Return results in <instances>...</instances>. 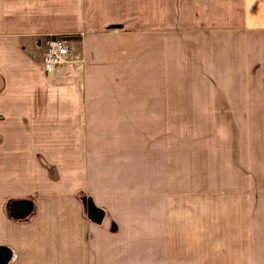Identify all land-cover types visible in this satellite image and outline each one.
Segmentation results:
<instances>
[{
  "label": "crops",
  "instance_id": "1",
  "mask_svg": "<svg viewBox=\"0 0 264 264\" xmlns=\"http://www.w3.org/2000/svg\"><path fill=\"white\" fill-rule=\"evenodd\" d=\"M0 262L264 264V0H0Z\"/></svg>",
  "mask_w": 264,
  "mask_h": 264
},
{
  "label": "built area",
  "instance_id": "2",
  "mask_svg": "<svg viewBox=\"0 0 264 264\" xmlns=\"http://www.w3.org/2000/svg\"><path fill=\"white\" fill-rule=\"evenodd\" d=\"M42 64L47 76L54 74L55 68L60 65L77 64V71L82 69V59L75 50V44L70 38L64 36L49 37L44 40Z\"/></svg>",
  "mask_w": 264,
  "mask_h": 264
},
{
  "label": "rangeland",
  "instance_id": "3",
  "mask_svg": "<svg viewBox=\"0 0 264 264\" xmlns=\"http://www.w3.org/2000/svg\"><path fill=\"white\" fill-rule=\"evenodd\" d=\"M116 27H118V26L114 25L113 29H115ZM55 36H64V37L70 38L71 40H74V42H76V41L79 42V39H78L79 35H71V34L44 35L41 38V41L43 43V58H44V40H46L49 37H55ZM75 50L77 53L78 52L80 53V54L79 53L78 54L82 58V54H81L82 49H81L80 43L75 44ZM43 58H42V61H43ZM67 65L70 67L71 70L77 71V64H75V65L67 64ZM42 67H43V64H42ZM228 110H229V108H227V111ZM228 112L225 111L223 114L224 118L228 119V121H223L220 123H217V122L212 123L211 122V123H203V124L202 123L196 124V123H192L189 121L186 124L187 130L189 132H194L193 134H197V135H201V133L204 134V133H208V132H227V137L224 136L220 140L227 141L228 143H231V121H230L231 116L229 115ZM175 128H173V129H175ZM214 138L219 141V138H217L215 136H214ZM197 205H201V204L200 203H196V204L195 203H189V206H192V207H189V209H194V208H196L195 206H197Z\"/></svg>",
  "mask_w": 264,
  "mask_h": 264
},
{
  "label": "water",
  "instance_id": "4",
  "mask_svg": "<svg viewBox=\"0 0 264 264\" xmlns=\"http://www.w3.org/2000/svg\"><path fill=\"white\" fill-rule=\"evenodd\" d=\"M83 203L89 212L97 214V209L95 208L91 199L87 200L86 198H83ZM7 208L9 210L10 216L13 218L24 219L32 212L33 205L29 200H13L7 204Z\"/></svg>",
  "mask_w": 264,
  "mask_h": 264
},
{
  "label": "bare ground",
  "instance_id": "5",
  "mask_svg": "<svg viewBox=\"0 0 264 264\" xmlns=\"http://www.w3.org/2000/svg\"><path fill=\"white\" fill-rule=\"evenodd\" d=\"M249 118V117H248Z\"/></svg>",
  "mask_w": 264,
  "mask_h": 264
}]
</instances>
